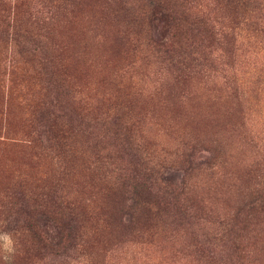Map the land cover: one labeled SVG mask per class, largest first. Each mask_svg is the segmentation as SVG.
I'll list each match as a JSON object with an SVG mask.
<instances>
[{
    "label": "rangeland",
    "instance_id": "374dc122",
    "mask_svg": "<svg viewBox=\"0 0 264 264\" xmlns=\"http://www.w3.org/2000/svg\"><path fill=\"white\" fill-rule=\"evenodd\" d=\"M54 1L0 0L14 12L8 28L0 12V264H240L218 224L264 170V0H174L213 34L186 31L181 50L195 40L206 58L179 82L149 45L165 28L134 22L146 0ZM213 153L185 172L184 154ZM176 171L180 204L114 224L110 188L151 172L162 193ZM262 227L243 264H264Z\"/></svg>",
    "mask_w": 264,
    "mask_h": 264
},
{
    "label": "trees",
    "instance_id": "16d2710c",
    "mask_svg": "<svg viewBox=\"0 0 264 264\" xmlns=\"http://www.w3.org/2000/svg\"><path fill=\"white\" fill-rule=\"evenodd\" d=\"M68 1L71 2L72 0H61L60 2L68 4ZM54 2L57 3L58 1L56 0ZM235 2L237 5L246 3L245 0H234V3ZM146 3L147 5H144L139 13L143 15L140 18H135L134 22L137 23V26H146L148 28L146 31L147 35L151 27L156 28L153 24H162V29L165 28V31L160 33L161 36H159V38L152 39L149 45L152 46L154 49L153 52L161 60V63L166 61L171 65L175 75L173 78L176 82L186 79V71L191 68L190 66H192L193 62L198 58H206L204 53L207 46H205L206 48L203 50H199L201 47H199V42L193 40L187 43L184 50H181L182 46L179 45V43L182 39L185 40L187 30H193L195 36L200 37V42L208 35L212 38L213 34L210 22L204 17L194 18L186 9L183 10L181 8L182 4H178L174 2V0H146ZM5 6V2L0 3V12L5 16L2 23L8 28L11 24L10 14L14 12H7ZM1 36H3V38L7 37V40L11 37L12 41L17 44L20 43V39L15 31L14 33H9L7 29L5 32L3 31L1 33ZM224 37L226 39L228 38V36ZM124 41H128L126 34L122 36V44ZM228 41L230 42V39H228ZM195 55H197L198 58ZM187 58L191 60V63H185ZM196 144L199 145V142ZM188 156L190 155L184 154L181 160L188 164V168L185 172L196 170L200 168L201 165H205L207 168L211 169L214 163L213 161L216 159L213 153L212 156L205 158L203 162L197 164L189 160ZM175 162L177 161L175 160ZM262 163L264 164V161ZM153 169L154 167L151 168V171ZM180 171L185 173L183 169H180ZM177 172L178 171L165 179L166 189L162 193H153L146 185L153 177V173L151 172L145 173V177L139 180L127 179L116 187L108 188L107 207L109 206L114 211V215H112L114 216V224L118 225L121 223L122 226V210L128 207L124 215H126L130 225L133 224V226H141L142 228L150 227L151 220L156 217V214H158L157 217L160 218L163 212H167L165 209L167 205L165 200L167 198L173 199L177 204H180V199L187 194V185L184 179H181L180 182L177 181L179 177ZM250 174L251 172L246 174V176L249 177L247 182H252L250 189L247 193L243 194V191L240 193L238 187L233 188L234 191L238 193L237 196H241V199H239V203L235 205L233 213H228L223 216L218 224L223 233L222 237L229 238V242H231L233 246V255L236 256L237 262L240 264H243L245 259L250 260V258L253 257V253L258 249L257 241L259 238L261 239L263 232L264 170L256 174ZM248 188L249 187H247V189ZM129 200L131 204L126 206ZM190 201L187 202L191 209V207L194 206V200L192 199L193 204L190 203ZM162 204H164V206H161ZM65 208L68 209V206H65ZM106 211L109 213L108 209H106ZM43 213L47 214L48 211L45 210ZM179 214L184 218L187 217L190 212H187V208L184 206ZM68 215L69 218H74L75 222L79 225L82 214L72 210L69 211ZM74 237L76 238L77 235H74ZM262 246L261 250L264 249L263 242ZM208 263H213L211 257H209Z\"/></svg>",
    "mask_w": 264,
    "mask_h": 264
},
{
    "label": "clouds",
    "instance_id": "9594fccd",
    "mask_svg": "<svg viewBox=\"0 0 264 264\" xmlns=\"http://www.w3.org/2000/svg\"><path fill=\"white\" fill-rule=\"evenodd\" d=\"M0 238L7 240V237H0Z\"/></svg>",
    "mask_w": 264,
    "mask_h": 264
}]
</instances>
